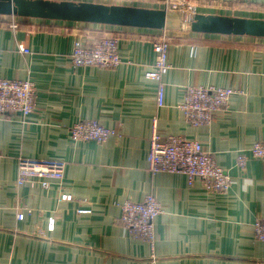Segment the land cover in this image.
I'll return each mask as SVG.
<instances>
[{
    "label": "crops",
    "instance_id": "0c3cea01",
    "mask_svg": "<svg viewBox=\"0 0 264 264\" xmlns=\"http://www.w3.org/2000/svg\"><path fill=\"white\" fill-rule=\"evenodd\" d=\"M164 8V0H61ZM197 13L264 19V0H196ZM159 31L0 16V78L35 85V111L0 115V264H264L253 224L264 220V160L240 155L264 141V39L189 34L169 48L165 105L145 73ZM119 41L113 69L71 66L74 43ZM19 46L30 50L22 52ZM187 86L231 88L227 111L193 127L179 110ZM94 120L117 132L105 143L75 142L70 127ZM161 142H200L231 177L226 194L200 180L148 170L153 131ZM65 164L62 181L17 186L19 158ZM61 193L72 196L62 201ZM153 195L154 249L131 238L121 205ZM86 210L87 213H80ZM23 214L19 220L17 215ZM54 222L51 226V222Z\"/></svg>",
    "mask_w": 264,
    "mask_h": 264
},
{
    "label": "built area",
    "instance_id": "2783aa9c",
    "mask_svg": "<svg viewBox=\"0 0 264 264\" xmlns=\"http://www.w3.org/2000/svg\"><path fill=\"white\" fill-rule=\"evenodd\" d=\"M164 9L183 12H197L199 2L196 0H164ZM15 18V17H13ZM187 33L170 34L160 31L153 42L156 59L152 69L145 73L149 80L156 82V102L159 108L165 105L164 76L171 66L168 52L171 44L177 38ZM22 52L30 50L19 46ZM71 66L76 68L96 67L113 69L122 63L119 54V41L115 37H100L92 46H88L80 39L74 43L70 55ZM236 90L214 86H187L182 101L178 104L193 127L209 126L215 117L227 111L231 98ZM35 85L30 79L15 80L0 78V115L19 112L23 116L35 111ZM117 132L107 128L94 120H82L70 127V136L75 142L105 143L115 137ZM156 132L150 139L147 156L148 170L151 174L170 173L183 174L189 184L200 180L205 189L211 193L226 194L231 187V177L219 166L215 157L205 151L202 144L178 136H169L166 142L160 141ZM249 155H240L237 166L245 169L250 158L264 160V141L255 142L249 149ZM65 164L58 160L19 158L17 186L27 182H37L43 188H48L52 181H62ZM72 196L61 193V200H71ZM120 222L129 236L147 242L152 249L156 243V219L163 212L161 203L151 194L142 201L127 200L121 205ZM80 210V213H87ZM19 220L23 214L17 215ZM54 222H51L53 226ZM255 240L264 242V220H256L253 224Z\"/></svg>",
    "mask_w": 264,
    "mask_h": 264
},
{
    "label": "water",
    "instance_id": "95a60500",
    "mask_svg": "<svg viewBox=\"0 0 264 264\" xmlns=\"http://www.w3.org/2000/svg\"><path fill=\"white\" fill-rule=\"evenodd\" d=\"M0 16L264 39V19L61 0H0Z\"/></svg>",
    "mask_w": 264,
    "mask_h": 264
},
{
    "label": "rangeland",
    "instance_id": "374dc122",
    "mask_svg": "<svg viewBox=\"0 0 264 264\" xmlns=\"http://www.w3.org/2000/svg\"><path fill=\"white\" fill-rule=\"evenodd\" d=\"M161 9H164L163 7L161 8ZM59 22V21H58ZM160 32V31H159ZM170 32V34H178V32H174V31H169Z\"/></svg>",
    "mask_w": 264,
    "mask_h": 264
}]
</instances>
